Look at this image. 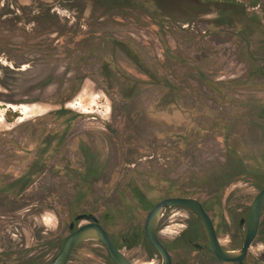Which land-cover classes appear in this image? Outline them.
Here are the masks:
<instances>
[{
  "label": "rangeland",
  "instance_id": "374dc122",
  "mask_svg": "<svg viewBox=\"0 0 264 264\" xmlns=\"http://www.w3.org/2000/svg\"><path fill=\"white\" fill-rule=\"evenodd\" d=\"M140 2L0 0V155L16 167L14 186L0 187V202L15 200L0 211V264H46L79 213L96 215L134 264H160L146 214L183 196L222 246H241L264 187L263 12ZM157 236L172 264H234L189 244L204 236L183 209L162 213ZM254 258L264 264V208ZM69 264L107 258L83 244Z\"/></svg>",
  "mask_w": 264,
  "mask_h": 264
},
{
  "label": "water",
  "instance_id": "95a60500",
  "mask_svg": "<svg viewBox=\"0 0 264 264\" xmlns=\"http://www.w3.org/2000/svg\"><path fill=\"white\" fill-rule=\"evenodd\" d=\"M263 207L264 187L257 192L248 208L245 234L241 246L237 250H229L221 245L210 216L203 209L201 203L193 198L170 197L155 204L146 214L143 224L144 236L158 255L161 261L160 264H172L170 254L157 237V227L162 213L166 209H185L191 212L198 220L205 236L207 249L215 259L223 263L244 264L248 250L257 236L260 223V212ZM83 220L89 222L77 227L76 230L71 232L63 240L58 253L47 264H66L72 249L85 241H92L102 245L112 264H134L115 247L105 230L98 224L93 214L79 215L74 219L76 222ZM243 222L244 220L240 221V223Z\"/></svg>",
  "mask_w": 264,
  "mask_h": 264
},
{
  "label": "flooded vegetation",
  "instance_id": "af4514ba",
  "mask_svg": "<svg viewBox=\"0 0 264 264\" xmlns=\"http://www.w3.org/2000/svg\"><path fill=\"white\" fill-rule=\"evenodd\" d=\"M61 46H62V43H61ZM63 47V46H62ZM13 118V117H12ZM12 158H14V157H9V158H6V156L5 155H0V187H4V184H8L7 186H9L10 184H12L13 186H14V183H15V163H14V159H12ZM27 169H28V167H27ZM27 169H25L24 171H23V173L20 175V179H22L21 181H20V187L21 188H26V187H28V186H30V175L28 174V170ZM179 198H189V197H179ZM7 199V200H6ZM193 199H195V198H193ZM15 202V200H14V194H11L10 196L8 195V198H5V199H3V201H1L0 202V211H2V212H7L8 214H12L13 213V211L15 210V206L13 205V203ZM160 202V201H159ZM264 208V207H263ZM180 209V208H179ZM204 209V208H203ZM183 210H185V209H183ZM185 211H187V212H189L188 210H185ZM191 213V212H190ZM83 214H91V213H79V214H76V215H74L73 217H72V219L68 222V224H67V226H66V228H65V230H64V233H59V234H57V236L55 237V246H56V249H53V251H54V255H52V257L49 259V261H51L54 257H55V255L58 253V251H59V248H60V246H61V244H62V242H63V240L71 233V232H73L74 230H76L77 229V227H79V226H81V225H83V224H86V223H88L89 221H85V220H83V221H80V222H76V221H74V219H75V217L76 216H79V215H83ZM192 214V213H191ZM94 215V214H93ZM193 215V214H192ZM95 217H96V219H97V222H98V224L99 225H101L102 226V228L105 230V232L107 233V235H108V237H109V239L111 240V242L115 245V243H114V241L112 240V238H111V236L108 234V232H107V230L105 229V227L103 226V224L100 222V220L97 218V216L96 215H94ZM194 216V215H193ZM195 217V216H194ZM196 218V217H195ZM198 221V220H197ZM2 226H4V225H2ZM259 226H260V223H259ZM201 227V226H200ZM2 228H4V227H2ZM2 228H0V234H2L3 233V229ZM202 230V229H201ZM8 231V230H7ZM9 233V232H8ZM258 234V233H257ZM203 236H204V234H203ZM158 237V236H157ZM159 239V238H158ZM132 240V239H131ZM143 240H144V242H146V244L148 245V247L149 248H151L153 251H154V249L150 246V244L148 243V241L146 240V238H145V236H144V231H143ZM160 241V240H159ZM128 242H129V240H128ZM161 242V241H160ZM83 244H91V245H93V244H95V245H98V246H100L101 248H102V250L104 251V253H105V255H106V258H107V264H112V262L110 261V259H109V257H108V255H107V253H106V251H105V249L103 248V246L102 245H99V244H97V243H95V242H92V241H85V242H82V243H80V244H78L77 246H75L73 249H72V251H71V253H70V256H69V258H68V261H67V263L66 264H69L70 263V261H71V259H72V257H73V255H74V253H75V250L79 247V246H81V245H83ZM189 244L198 252V253H204V254H208L209 256H211L213 259H215L210 253H209V251H208V249H207V245H206V241H205V236H204V243L203 244H198V243H191V242H189ZM163 245V244H162ZM164 246V245H163ZM115 247L116 248H118L117 247V245H115ZM165 247V246H164ZM240 248V247H239ZM119 249V248H118ZM166 249V248H165ZM155 252V251H154ZM8 252H6V253H3V255H2V258H0V261H1V263L3 262V263H7L8 262V254H7ZM156 253V252H155ZM157 255V254H156ZM158 256V255H157ZM1 257V256H0ZM172 260V259H171ZM217 260V259H216ZM48 261V262H49ZM47 262V263H48ZM46 263V264H47ZM234 264H236V263H234Z\"/></svg>",
  "mask_w": 264,
  "mask_h": 264
},
{
  "label": "trees",
  "instance_id": "16d2710c",
  "mask_svg": "<svg viewBox=\"0 0 264 264\" xmlns=\"http://www.w3.org/2000/svg\"><path fill=\"white\" fill-rule=\"evenodd\" d=\"M130 3H142L141 0H126ZM152 1V7L157 9L160 7V3L158 0H151ZM198 2H202L204 4H212L217 5L220 7H225L231 11H237L243 13L246 9H256L259 8L263 12V20H264V0H197ZM145 5V4H144ZM244 264H263L258 259L254 258L251 260H244Z\"/></svg>",
  "mask_w": 264,
  "mask_h": 264
}]
</instances>
